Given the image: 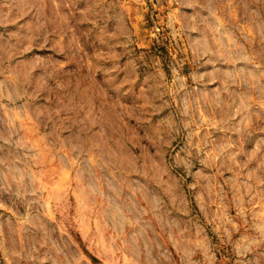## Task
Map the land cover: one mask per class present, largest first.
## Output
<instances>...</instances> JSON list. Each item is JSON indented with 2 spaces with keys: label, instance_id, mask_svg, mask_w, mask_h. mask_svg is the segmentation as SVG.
Segmentation results:
<instances>
[{
  "label": "rangeland",
  "instance_id": "obj_1",
  "mask_svg": "<svg viewBox=\"0 0 264 264\" xmlns=\"http://www.w3.org/2000/svg\"><path fill=\"white\" fill-rule=\"evenodd\" d=\"M0 264H264V0H0Z\"/></svg>",
  "mask_w": 264,
  "mask_h": 264
}]
</instances>
